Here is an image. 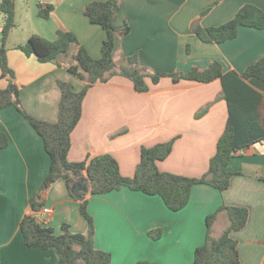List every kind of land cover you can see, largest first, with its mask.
<instances>
[{
    "label": "crops",
    "instance_id": "1",
    "mask_svg": "<svg viewBox=\"0 0 264 264\" xmlns=\"http://www.w3.org/2000/svg\"><path fill=\"white\" fill-rule=\"evenodd\" d=\"M94 1L108 0H15L17 28L7 44L14 77L2 78L0 68V89L14 81L24 109L33 118L58 121V81L71 83L76 92L88 82L67 70L75 64L77 46L59 58V65L39 62L18 47L34 35L55 41L57 31L66 30L77 36L93 58H101L106 33L85 16L87 5ZM40 3L55 6L51 18L39 15ZM247 4L264 12V0H123L114 27L118 32L126 26L130 30L116 38L115 62L119 67L124 58L137 55L140 66L150 72L172 74L204 70L217 61L225 75H241L264 57V30L242 27L236 39L209 44L194 34L192 25L200 21L204 27L220 26ZM3 25L0 12V49ZM147 81L151 89L146 93L137 92L133 82L123 76L96 83L88 91L82 119L72 133L70 162L109 154L118 161L123 176L133 177L142 148L175 141L170 157L158 164L161 171L194 178L209 171L229 119L222 80L175 84L171 78H163L158 85L151 84L150 78ZM246 84L264 96L263 81L253 78ZM253 95L244 93L243 97ZM261 115L264 127V106ZM0 133L9 139V146L0 149V263L59 264L61 256L55 248H29L21 231L22 220L34 213L30 200L50 170L44 142L15 107L0 109ZM229 170L235 175L228 190L197 185L189 204L179 212L169 210L159 196L128 188L104 195L89 191L86 198L95 221L96 248L112 254L111 264H194L196 249L206 241L207 218L222 206H238L250 212L247 226L232 233L238 241L240 264H264V142L233 158ZM40 201L53 210L48 226L57 234L64 224L73 233L88 232L80 201L71 196L64 180L53 184ZM229 224L227 214L220 213L213 224V237L219 238ZM157 229L162 230V237L154 240L149 233Z\"/></svg>",
    "mask_w": 264,
    "mask_h": 264
},
{
    "label": "trees",
    "instance_id": "2",
    "mask_svg": "<svg viewBox=\"0 0 264 264\" xmlns=\"http://www.w3.org/2000/svg\"><path fill=\"white\" fill-rule=\"evenodd\" d=\"M123 0L94 1L87 5L85 16L90 23L102 27L106 39L102 46V56L93 58L83 47L77 36L66 30H58L55 41L34 35L18 49L28 56H35L39 62L59 65V58L67 56L73 46L77 53L73 56L75 64L67 70L88 85L76 92L74 86L65 81H58L61 91L58 121L48 123L30 116L21 102L20 89L14 81H10L6 89H0V109L15 107L39 134L51 159L50 170L38 193L31 198L32 215L26 216L21 223V231L26 246L49 250L55 248L61 258L59 264H111L112 254L95 246V221L89 212L88 193L81 191L80 213L88 223L86 234L73 233L69 224L62 226V233L49 226L38 223L36 215L43 209V198L47 190L59 180H64L72 197V189L79 179H88L92 195H104L122 188L142 192L149 196H159L167 208L173 212L183 210L190 202L195 186L206 184L221 192L231 186L234 173L229 170L233 158L250 148L253 144L264 142V127L261 125L264 96L247 86L249 79L264 82V57L250 65L243 74L236 72L225 75L221 63L215 61L207 69L193 68L188 72L172 74L152 73L141 67L137 55L123 59L118 67L114 59L116 38L129 33V27L118 32L114 23L118 17ZM39 15L44 19L51 18L55 11L52 4L39 5ZM0 12L4 15L3 45L0 49V68L2 78H13L8 64V40L17 28L15 0H2ZM264 30V12L251 4L244 5L236 16L228 22L216 27H204L200 21L192 25L194 34L204 43L221 44L238 37L240 28ZM119 68V69H118ZM115 76H123L133 82L139 93L150 91L151 84L158 85L163 78H171L175 84L180 82L211 83L222 80L223 97L228 101L229 119L224 134L218 141L217 152L211 159L209 171L202 177H186L164 172L158 164L170 157L174 142L160 143L141 150V160L133 177H125L120 171L118 161L109 154L93 159L73 163L68 156L72 148V133L80 123L83 115L84 100L88 91L96 83H107ZM234 78L236 80H231ZM245 88L249 92H244ZM254 93L249 99L243 94ZM9 146L5 133H0V149ZM75 198V197H74ZM225 212L229 219V227L219 238L212 235L213 224L218 215ZM250 212L238 206H222L216 213L207 218V237L204 245L195 251L194 264H240L238 241L232 237L233 232L243 230L249 221ZM149 236L154 240L162 237V230L151 231ZM1 264V263H0ZM137 264H158L142 261Z\"/></svg>",
    "mask_w": 264,
    "mask_h": 264
},
{
    "label": "water",
    "instance_id": "3",
    "mask_svg": "<svg viewBox=\"0 0 264 264\" xmlns=\"http://www.w3.org/2000/svg\"><path fill=\"white\" fill-rule=\"evenodd\" d=\"M84 191L88 193L90 191L89 181L88 179H79L73 186L72 193L75 199L82 201L83 197L80 195V192Z\"/></svg>",
    "mask_w": 264,
    "mask_h": 264
},
{
    "label": "built area",
    "instance_id": "4",
    "mask_svg": "<svg viewBox=\"0 0 264 264\" xmlns=\"http://www.w3.org/2000/svg\"><path fill=\"white\" fill-rule=\"evenodd\" d=\"M52 215L53 210L50 207H43V209L36 215V218L38 223L43 226H48L51 223Z\"/></svg>",
    "mask_w": 264,
    "mask_h": 264
},
{
    "label": "rangeland",
    "instance_id": "5",
    "mask_svg": "<svg viewBox=\"0 0 264 264\" xmlns=\"http://www.w3.org/2000/svg\"><path fill=\"white\" fill-rule=\"evenodd\" d=\"M71 62H73L72 59H71Z\"/></svg>",
    "mask_w": 264,
    "mask_h": 264
}]
</instances>
